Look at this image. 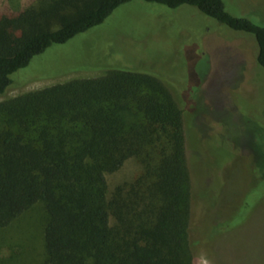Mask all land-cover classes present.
Here are the masks:
<instances>
[{
	"label": "trees",
	"instance_id": "trees-1",
	"mask_svg": "<svg viewBox=\"0 0 264 264\" xmlns=\"http://www.w3.org/2000/svg\"><path fill=\"white\" fill-rule=\"evenodd\" d=\"M132 0H31L0 10V95L54 44L102 24ZM196 6L258 44L264 25L224 0H144ZM134 159L136 176L107 174ZM43 203L44 264H195L184 111L156 76L112 68L0 102V229Z\"/></svg>",
	"mask_w": 264,
	"mask_h": 264
},
{
	"label": "rangeland",
	"instance_id": "rangeland-1",
	"mask_svg": "<svg viewBox=\"0 0 264 264\" xmlns=\"http://www.w3.org/2000/svg\"><path fill=\"white\" fill-rule=\"evenodd\" d=\"M31 0H0L1 12ZM264 25V0H224ZM253 34L196 6L122 4L100 25L54 44L12 75L0 102L112 68L152 74L184 111L192 180L190 245L195 264H264V67ZM139 172L128 160L109 188ZM47 214L38 202L0 229V264H44Z\"/></svg>",
	"mask_w": 264,
	"mask_h": 264
}]
</instances>
